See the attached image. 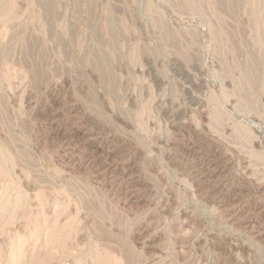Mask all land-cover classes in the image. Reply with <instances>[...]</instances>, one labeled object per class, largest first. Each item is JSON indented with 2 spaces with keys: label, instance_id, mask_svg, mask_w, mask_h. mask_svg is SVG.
<instances>
[{
  "label": "rangeland",
  "instance_id": "rangeland-1",
  "mask_svg": "<svg viewBox=\"0 0 264 264\" xmlns=\"http://www.w3.org/2000/svg\"><path fill=\"white\" fill-rule=\"evenodd\" d=\"M0 264H264V0H0Z\"/></svg>",
  "mask_w": 264,
  "mask_h": 264
}]
</instances>
